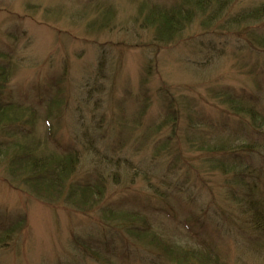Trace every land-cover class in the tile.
Here are the masks:
<instances>
[{"label": "rangeland", "instance_id": "rangeland-1", "mask_svg": "<svg viewBox=\"0 0 264 264\" xmlns=\"http://www.w3.org/2000/svg\"><path fill=\"white\" fill-rule=\"evenodd\" d=\"M141 1L0 0V101L36 110L0 139L77 150L73 179L107 184L101 207L80 213L16 185L1 161L0 230L26 222L0 241V264H174L112 231L108 208H138L172 243L213 252L210 264H264V231L247 209H264V123L214 95L225 89L264 115V52L197 19L156 44L135 21ZM260 1L235 0L234 11Z\"/></svg>", "mask_w": 264, "mask_h": 264}, {"label": "trees", "instance_id": "trees-1", "mask_svg": "<svg viewBox=\"0 0 264 264\" xmlns=\"http://www.w3.org/2000/svg\"><path fill=\"white\" fill-rule=\"evenodd\" d=\"M234 2L235 0H169L166 3H155L143 0L137 8L135 21H139L142 27L152 28L153 41L160 45L174 40L197 19L199 27L205 32L232 31L243 37L251 50L264 52V0L236 12ZM2 56L7 57L8 54L2 53ZM0 66V78L5 80L9 67L3 64ZM4 86V82L0 80V88ZM224 91L225 89H221L214 94L221 105L236 116L247 117L254 127H261L264 115L254 104L232 92ZM164 98L167 99L166 96ZM35 113V108L28 104L0 101V128L21 121L31 123ZM170 117L176 120L177 115L173 111ZM38 143L40 142L30 139V145L26 142L10 145L9 140L0 139V162L6 161L13 177L12 182L18 186L24 184L23 187L38 199L49 203L62 202L80 213H89L101 207L107 190L106 181L102 177L83 182L73 179L79 163L77 150L57 149L59 152H50L42 150ZM214 165L217 168L221 164ZM247 209L250 225L258 231H264L263 207L252 202ZM102 217L109 228L121 234L124 239L147 246L174 264H210L213 261L214 254L209 249L182 247L159 234L149 221V216L138 208H108ZM25 222V217L21 215L1 228L0 241L7 240L10 233L21 230ZM87 247H91L90 243H87Z\"/></svg>", "mask_w": 264, "mask_h": 264}]
</instances>
